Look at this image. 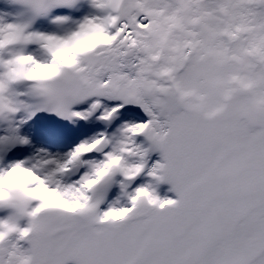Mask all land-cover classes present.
<instances>
[{"label":"snow or ice","instance_id":"obj_1","mask_svg":"<svg viewBox=\"0 0 264 264\" xmlns=\"http://www.w3.org/2000/svg\"><path fill=\"white\" fill-rule=\"evenodd\" d=\"M0 264H264V0H0Z\"/></svg>","mask_w":264,"mask_h":264}]
</instances>
